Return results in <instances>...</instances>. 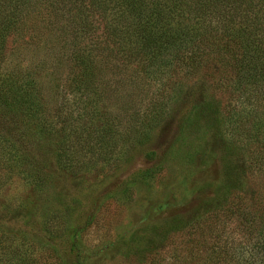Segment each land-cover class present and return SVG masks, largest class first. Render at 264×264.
Returning a JSON list of instances; mask_svg holds the SVG:
<instances>
[{
	"label": "rangeland",
	"instance_id": "1",
	"mask_svg": "<svg viewBox=\"0 0 264 264\" xmlns=\"http://www.w3.org/2000/svg\"><path fill=\"white\" fill-rule=\"evenodd\" d=\"M71 1L52 3L60 9L65 4L55 19L41 12L53 38L39 45L20 42L12 61L43 76L42 102L29 121L0 120V132L31 156L12 174L0 173V264H71V227L79 228L81 264H202L211 252L216 257L218 247H228L220 264H264L263 237L245 245L247 234L231 220L199 240L192 237V209L220 179L218 158L226 140L206 127L198 101L214 96L230 122L237 119L232 107H241L244 127L252 121L264 125V102L232 101L212 63L192 74L189 18H175L189 34L187 47L178 55L161 54L158 66L144 74L143 95L132 102L128 93L141 86L123 58L135 54L134 45L125 33L116 43L107 35L120 12L111 2L75 11L66 4ZM75 14L92 23L80 25ZM121 21L123 28L131 24ZM72 48L107 64L95 91L65 86ZM51 74L61 79L53 82ZM142 122L156 123L153 141L143 147L134 133ZM239 128L225 127V135L236 139ZM148 150L156 154L151 162L143 157ZM241 153L231 151V160H244ZM245 179L264 194V168L247 169Z\"/></svg>",
	"mask_w": 264,
	"mask_h": 264
},
{
	"label": "trees",
	"instance_id": "2",
	"mask_svg": "<svg viewBox=\"0 0 264 264\" xmlns=\"http://www.w3.org/2000/svg\"><path fill=\"white\" fill-rule=\"evenodd\" d=\"M58 1L68 0H0L1 121L22 123L33 119L41 110L43 76L31 73L22 66L21 60L15 63L12 61L16 58L20 42L39 45L53 38L50 30L46 31L50 22H42L41 12L50 11L53 19L64 14L65 4L61 6L62 9L52 4ZM110 2L121 16L112 19L111 24L107 25V35H111L116 43L125 33L128 35L127 40L135 48V54L123 58V64L132 65L129 71H132V76L141 86L133 89L134 94L128 93L132 102L143 95V83L146 82L144 74L150 68L158 66V62L162 61L161 54L173 52L178 55L181 49L187 47L189 34L183 27L179 28L175 18H182V22L185 21L184 18L192 19V74L199 73L208 65L206 63H212L221 73L220 83L232 101L264 102V0H72L66 4L74 7L75 11H80L87 7L96 8L97 4L106 8ZM70 16L65 17L66 25L71 24ZM75 16L79 18L80 25L88 26L92 23L89 19L82 20L76 14L73 15ZM128 19L131 24H126L123 28L121 20ZM64 27L71 35V29ZM68 56L69 60L65 63L68 67L69 78L65 81L68 90L78 88L95 91L99 84L98 76L107 64L86 49L72 48ZM141 59L143 63L140 62ZM51 76L53 82L58 78L54 74ZM56 86L58 89V84ZM213 98L214 96H205L198 101L202 102L199 114L206 120V127L211 133L226 137V144L224 142L218 158L220 179L210 184L212 193L208 199L202 204L199 201L192 209V237L199 240L207 232H211L214 226L231 220L240 231L247 234L241 240L245 245L258 244L255 235L262 236L264 243V194L253 188L249 191L251 189L245 179L247 169L264 168V125L259 121H252L248 127L239 126L242 125L240 123L244 116L241 107H232V111L236 113H233V117L237 116V119L230 122L213 103ZM230 126L240 127V133L235 134L236 139L225 135L224 128ZM155 127L156 123L142 122L134 132L142 137L141 142L136 140V144L143 143L142 147L150 144ZM231 151L240 152L241 155L242 151L244 160L240 158L239 163H234ZM30 157V153L27 155L19 144L0 132V173L18 170ZM143 157L151 162L155 160L156 154L153 150H148L143 153ZM169 225L171 224H166ZM78 231V227L69 229L70 242L66 247L75 257L71 264H81L76 248ZM221 249L218 247L215 258V253L211 252L202 264L224 263L218 257L228 247ZM216 258L218 260L215 263Z\"/></svg>",
	"mask_w": 264,
	"mask_h": 264
}]
</instances>
